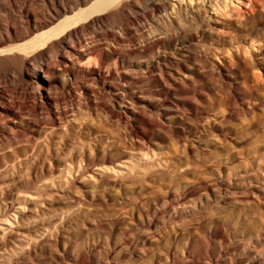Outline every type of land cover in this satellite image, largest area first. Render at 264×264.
Returning a JSON list of instances; mask_svg holds the SVG:
<instances>
[{"label":"bare ground","instance_id":"1","mask_svg":"<svg viewBox=\"0 0 264 264\" xmlns=\"http://www.w3.org/2000/svg\"><path fill=\"white\" fill-rule=\"evenodd\" d=\"M229 2L0 0V264H66L74 249L80 264H90L88 250L79 244L82 242L77 244L82 247L77 246L76 249L68 240L70 238L64 234L60 236L63 232L57 234L61 229L58 226H65L71 220L72 208L60 205L59 213L57 210L50 212L51 203L48 205L41 200L42 195H37L40 193L33 191L51 187L48 197L64 195L73 172L85 178L89 174L97 180L99 177L92 173L93 168H104L106 164L115 168L116 155L123 147L115 135L102 130L105 119L119 122L134 138L140 135L146 138L151 131L161 134L168 130V123L180 114L179 92L184 93L188 86L195 90L193 76L188 80L189 75L177 76L183 69L182 62L176 61L174 55L182 53L186 44L195 43L197 47L204 46L206 42L211 44L207 30L216 16L210 13L213 11L220 15L222 10H228ZM253 6L252 12L242 17L244 20L238 17L240 20L236 21L238 31L249 36V46H243L242 50L238 48L236 54L226 56L231 66L226 62L223 66L216 64L214 67L219 78H225L224 74L230 73V67L236 69L238 73L235 76L241 81L236 78L235 83H242L246 93L264 90V79L257 74L264 70V0H255ZM182 38H187V41L181 42ZM255 43H258L257 47ZM255 47L257 53L253 52ZM137 69L143 72L138 73ZM250 73H253V78ZM152 95L157 97L160 109L149 108L148 100ZM243 96L236 94L234 99L238 102ZM210 165L214 167L215 164ZM195 168L193 170H197ZM43 181L48 182L45 187L39 185ZM69 199L67 203L74 198ZM74 202L77 207L80 204L79 208L87 204L82 205L79 199ZM76 213V217L79 216ZM56 234L61 239L56 238ZM161 235L147 240L158 242L167 238L172 242L171 236ZM172 248L167 254L161 253L159 248L161 254L168 255L165 264H214L192 254L182 260L183 253L179 255ZM143 254L146 256L147 253ZM161 261H146L144 264H163ZM252 264H264V258L254 259Z\"/></svg>","mask_w":264,"mask_h":264},{"label":"rangeland","instance_id":"2","mask_svg":"<svg viewBox=\"0 0 264 264\" xmlns=\"http://www.w3.org/2000/svg\"><path fill=\"white\" fill-rule=\"evenodd\" d=\"M229 1L232 4L228 3L230 4L228 10H222L220 15H215L213 11L210 13L211 16L216 17L210 24L211 27H208L207 36L211 37L214 45L210 42L204 43L205 47L203 44L198 47L195 43L186 44L182 48V53L174 55L176 61L182 62L183 71H178L177 76L189 75L186 80L193 76L195 90L188 86L187 91L179 92L177 96L181 98L180 114L174 121L168 123V130L161 134L151 131L146 138L141 135L134 138L129 136L127 128L119 122L113 123V120L105 119L103 123L105 126L101 125L102 130L111 136L115 135L114 137L123 147L116 155L115 168L108 164L104 168L99 166L93 168L95 170L91 171L99 177L98 181L89 174L85 178L73 172V176H70V186L65 188L64 195L48 197L52 189L45 187L47 181L39 184L46 189L33 191L43 196L40 197L42 201L47 202L48 205L51 203L50 212H55L57 209L61 211L63 207L72 208L70 210L74 213L71 220L65 226L59 225L58 228L61 229L57 234L63 232L60 236L64 234L70 238L68 240L76 249L77 244L82 242L79 244L83 247L79 246L88 250L90 264L92 262L93 264L100 262L101 264H144L146 261L152 263L161 260L165 264L170 247H173L172 249L179 255L183 253L182 260L192 254L214 264L232 262L239 264L241 261L252 264L254 259L264 258V90L259 93H246L242 83H235L238 77L235 75L238 71L234 68L230 67L229 74L225 72L226 79L219 78L214 71L216 64L223 66L227 62L231 66L229 61H226V56L236 54L238 48L242 50L243 46H249V36L238 31L236 21L244 20L242 17L247 12H252L255 0ZM212 29L216 31L213 32ZM180 41L186 42L187 38H182ZM256 47L254 53H257ZM247 56L250 57L251 53ZM194 70L197 73H194ZM142 72L138 70V73ZM257 74L264 79V70ZM227 75H230V78ZM250 77L253 78V73H250ZM236 94L244 96L236 102L234 99ZM148 105L152 110L160 109L155 95L149 98ZM139 141L144 144L138 143ZM97 163L100 164L99 161ZM210 164L215 165L213 167ZM173 168L174 170H171ZM194 168L197 170H193ZM73 170L75 171V168ZM57 177L54 179H59ZM44 195H47V198ZM69 198L74 199L67 203ZM83 198L86 199L82 200ZM35 199L36 197L33 198ZM76 199H79L82 205L87 203V207L83 205L85 211L83 206L82 209L79 208L80 204L77 207V203L74 202ZM74 209L79 216L76 217ZM58 210L56 212L59 213ZM147 233L150 235L147 236ZM57 234L56 238L61 239ZM159 234L164 237L171 236L172 242L167 238L158 242L147 240L152 236L159 237ZM95 241L97 244L95 243L96 247L93 249L92 245ZM1 245L2 239H0V247ZM139 247L146 251L143 252ZM159 248L161 253L162 251L167 253L161 254ZM156 249L159 252H156ZM74 251L68 261L66 260V264L70 262L80 264L79 260L77 261L76 250ZM141 251L146 252V256ZM159 253L161 256H158ZM234 254H238L240 259L238 260Z\"/></svg>","mask_w":264,"mask_h":264}]
</instances>
